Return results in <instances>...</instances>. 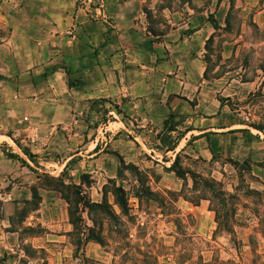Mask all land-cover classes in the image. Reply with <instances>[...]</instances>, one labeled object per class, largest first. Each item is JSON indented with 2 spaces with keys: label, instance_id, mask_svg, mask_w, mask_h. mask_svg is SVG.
Listing matches in <instances>:
<instances>
[{
  "label": "rangeland",
  "instance_id": "rangeland-1",
  "mask_svg": "<svg viewBox=\"0 0 264 264\" xmlns=\"http://www.w3.org/2000/svg\"><path fill=\"white\" fill-rule=\"evenodd\" d=\"M261 9L264 0H0V264H264V142L243 146L249 134L264 139V11L255 17ZM104 13L111 21L134 13L154 35L147 41L161 42L143 49L147 67L134 76H148L155 64L173 77L184 58L173 45L201 29L198 70L205 66L225 112L212 120L201 112L170 118L179 125L174 132L125 129L130 122L107 89L114 79L109 55L124 48L95 28ZM192 126L246 128L232 135L241 153L210 155L192 134L166 150ZM97 149L112 155L101 158ZM177 149L188 171L183 179L168 168ZM191 173L213 178L222 193L211 195ZM58 177L82 186L91 202L104 199L116 218L86 208L73 225ZM117 192L126 197V214ZM95 232L102 244H87Z\"/></svg>",
  "mask_w": 264,
  "mask_h": 264
},
{
  "label": "crops",
  "instance_id": "crops-1",
  "mask_svg": "<svg viewBox=\"0 0 264 264\" xmlns=\"http://www.w3.org/2000/svg\"><path fill=\"white\" fill-rule=\"evenodd\" d=\"M125 3H131V9L138 10V4L132 1ZM104 10L107 14L110 13L111 5L109 2L106 4ZM263 11L264 9L258 11L255 17L258 18ZM119 15L117 14L114 16V19L111 21L105 18L107 16L104 13L102 18L97 20L95 28L102 30L106 29V34L110 38L121 39L119 43L120 46L124 48V54L122 51H113L111 55H109V61L113 64L114 79L110 80L109 78L111 82L108 83L107 89L108 95H113L112 100L114 105H118L121 109V113H123L125 118L130 122L124 121L125 123H123V126L125 129L132 130L131 124H133V127H143L147 125L145 130L148 132H157L161 129H166L164 127V120L168 117L174 119L190 117L192 119L194 118L192 117L193 114L201 112L204 114L203 117L205 119L212 120L225 112L227 105L223 102L221 103V101L215 97L212 90V80L204 75L205 66L201 70H198V59L195 57L194 52L196 43L200 40L201 29L192 28L191 32L184 35L185 37L178 40L177 43L173 45V51H178L179 54L184 57L182 62H177L175 65L176 73L173 77L170 78L166 74L159 73L157 69H160V66L155 64L148 66L153 71L148 76H141V74L134 76L131 74L133 71H139L141 73L144 67H147L146 64L140 62L143 49L147 48L149 50H154L161 42L147 41V39H152L154 35L150 34L149 31L146 33L144 32V25L142 26L143 21L140 20L138 22L136 20L137 16H135L134 13H132L131 16L126 13L124 17ZM82 21L85 24L83 26L79 25V27L83 30L89 20L84 19ZM105 23L108 24V27ZM92 27L91 25L90 28ZM91 32V36L94 38V33L97 32L93 30H91ZM85 33L89 32L87 31ZM169 34L170 33H165L163 37ZM202 41L204 43V40ZM131 46L135 48L132 49V58L129 57L130 54L128 53ZM76 56H78V54H76ZM93 66L95 68V65ZM116 70L119 73L116 72ZM92 91L91 88L90 92ZM88 92L85 93V95L90 97L91 95ZM96 92L95 84V95ZM189 101H194V104L191 105ZM134 122H136V124H134ZM178 127L179 125H177V128ZM233 127L234 126H205L197 129L192 126L190 127L192 129L184 134L185 136L188 134H192L193 136L209 132L208 136L203 135L194 139V141L204 140L207 145L206 150L210 155L215 150L225 157L237 158V154L241 153V142L239 138H236L235 142H233L232 135L238 134L240 131H231L233 129H238ZM253 135V138L248 143L243 144L245 149H249V147L260 141L264 142L263 138L256 136V134ZM216 141H220L219 147ZM183 147L184 146H181L180 148L182 152H187V149ZM178 150L179 149L176 150V153H178ZM95 154L99 155L101 158L112 155L109 152H102V149H97ZM239 157L241 158L242 155ZM256 167L260 169V167ZM90 243L95 245V241H89L87 244Z\"/></svg>",
  "mask_w": 264,
  "mask_h": 264
},
{
  "label": "trees",
  "instance_id": "trees-1",
  "mask_svg": "<svg viewBox=\"0 0 264 264\" xmlns=\"http://www.w3.org/2000/svg\"><path fill=\"white\" fill-rule=\"evenodd\" d=\"M227 24H228V21H226V25ZM211 25L214 29L218 28V24L215 20H211ZM65 72L68 73V70L66 68H65ZM204 75L206 76V69H205ZM68 86L70 87V80L68 82ZM189 102L191 105L194 104V101H189ZM221 103H222V101H221ZM115 108L117 109L118 113H121V111L118 109L117 106H115ZM170 118L171 117H168L167 119L164 120V127L168 131H176L178 129L177 128L178 122H172V123L168 124V121L170 120ZM256 128L260 130L259 127L256 126ZM191 129L192 128L187 127L184 130V132H178V134L176 136V140L173 141V143L170 146H167L166 150L167 151H169V150L173 151L175 149V147L178 145V142L181 139V137L184 135V133H186L187 131H189ZM231 131L245 132V131H247V129L246 128H238V129H233ZM208 133L209 132H205L203 134H198V135H193L191 137V139L194 140V139H197L203 135L208 136ZM249 135L254 136L253 134H249ZM256 136H258V135H256ZM19 148H20V146H19ZM96 148H97V146L95 147V149ZM21 150L26 156L32 157L33 154H31V152L28 149H26L25 147H22ZM118 157H119L120 161L123 162L122 156L118 155ZM165 157L166 156H164L163 158H165ZM20 160L23 164L28 166V164H26L25 160H23L21 158H20ZM168 168L171 171H174L175 174L182 179L185 178V175L188 173V171L183 169L181 167V165L179 164L178 153H176L175 157L171 160L170 166ZM191 175L193 177L194 184H197L196 179H199V180H202L205 187L211 186V189H210L211 195H213L214 192L222 193V190L219 187V182H217L213 178H203L200 174H194V173H191ZM58 180H60L58 190L62 194V197L70 205L69 216L71 217V223L73 225L76 223V221L82 220L81 212H83L86 208L88 210H91L94 207L95 212L99 211V212L103 213L109 219H115L116 218L115 212H113V210L108 207V205L104 201V199L100 203L91 202L89 200V197L85 194L82 186L76 185V184L67 185L63 181H61L60 177H58ZM81 182L84 183L86 186H89L91 184L89 174H83L81 177ZM195 197H198V196H195ZM116 200H117V203H118L119 208L121 210V213L126 214L128 211V204H127V200H126V197L124 196L123 192H117L116 193ZM89 230H91V229L89 228ZM88 240H92V241H95L97 243L102 244L103 238L101 235H99L95 232V236L89 235V234L87 236H85L84 241L86 242Z\"/></svg>",
  "mask_w": 264,
  "mask_h": 264
}]
</instances>
